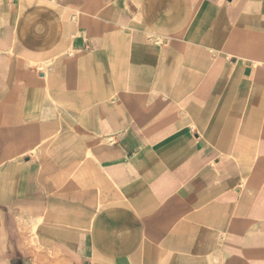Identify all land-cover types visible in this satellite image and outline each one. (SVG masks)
I'll return each mask as SVG.
<instances>
[{
  "label": "crops",
  "instance_id": "obj_1",
  "mask_svg": "<svg viewBox=\"0 0 264 264\" xmlns=\"http://www.w3.org/2000/svg\"><path fill=\"white\" fill-rule=\"evenodd\" d=\"M0 210L65 264H264V0H0Z\"/></svg>",
  "mask_w": 264,
  "mask_h": 264
},
{
  "label": "rangeland",
  "instance_id": "obj_2",
  "mask_svg": "<svg viewBox=\"0 0 264 264\" xmlns=\"http://www.w3.org/2000/svg\"><path fill=\"white\" fill-rule=\"evenodd\" d=\"M14 211L0 210V264H65L37 247L33 226L17 224Z\"/></svg>",
  "mask_w": 264,
  "mask_h": 264
},
{
  "label": "bare ground",
  "instance_id": "obj_3",
  "mask_svg": "<svg viewBox=\"0 0 264 264\" xmlns=\"http://www.w3.org/2000/svg\"><path fill=\"white\" fill-rule=\"evenodd\" d=\"M42 251V250H41Z\"/></svg>",
  "mask_w": 264,
  "mask_h": 264
}]
</instances>
